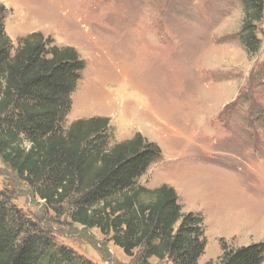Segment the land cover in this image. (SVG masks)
<instances>
[{"label":"rangeland","instance_id":"rangeland-1","mask_svg":"<svg viewBox=\"0 0 264 264\" xmlns=\"http://www.w3.org/2000/svg\"><path fill=\"white\" fill-rule=\"evenodd\" d=\"M14 46L33 31L86 61L65 127L109 119L111 141L139 132L161 149L138 184L172 186L203 218L214 262L221 241L264 242V16L259 51L238 40L240 0H0ZM0 189L77 264H139L96 228L55 212L0 160ZM55 264H58L55 263ZM148 264H172L150 258ZM261 264H264V260Z\"/></svg>","mask_w":264,"mask_h":264},{"label":"trees","instance_id":"trees-1","mask_svg":"<svg viewBox=\"0 0 264 264\" xmlns=\"http://www.w3.org/2000/svg\"><path fill=\"white\" fill-rule=\"evenodd\" d=\"M237 34L248 57L261 45L257 24L264 0H240ZM0 3V160L35 195L72 223L96 228L137 262L150 258L172 264H198L206 248L200 214L182 211L175 189L138 184L161 149L139 132L111 141L109 119L80 118L65 127L71 94L86 61L72 46L33 31L14 46L4 28ZM0 189V264H77L72 250L10 202ZM221 254L207 264H261L264 242L232 247L221 241Z\"/></svg>","mask_w":264,"mask_h":264}]
</instances>
